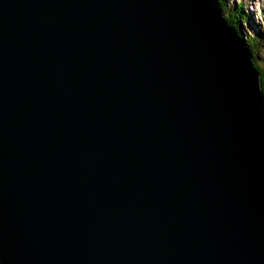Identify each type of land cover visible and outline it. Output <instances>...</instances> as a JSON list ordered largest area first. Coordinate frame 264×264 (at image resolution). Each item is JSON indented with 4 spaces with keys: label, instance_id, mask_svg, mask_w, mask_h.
<instances>
[{
    "label": "water",
    "instance_id": "1",
    "mask_svg": "<svg viewBox=\"0 0 264 264\" xmlns=\"http://www.w3.org/2000/svg\"><path fill=\"white\" fill-rule=\"evenodd\" d=\"M238 36L218 0H0V264H264Z\"/></svg>",
    "mask_w": 264,
    "mask_h": 264
},
{
    "label": "trees",
    "instance_id": "2",
    "mask_svg": "<svg viewBox=\"0 0 264 264\" xmlns=\"http://www.w3.org/2000/svg\"><path fill=\"white\" fill-rule=\"evenodd\" d=\"M218 2L220 3V5L222 7V11H223L224 17L227 20V22L235 28L239 37L241 39H243L242 41L244 42L245 46H247V48H249L251 50V52H252L251 60L260 72V78H261V82H262V90L264 93V54H263L264 51L261 53L259 52L260 54L258 55V49H259L258 46L260 45L261 42L259 41V39L256 35L249 34L250 32H247L244 29V27L240 28V24L242 27L243 21L248 22L247 21L249 18L248 12L245 13V10L243 8V3L241 2V0H240V2H238L237 5H234V4L227 5V2L225 0H218ZM240 29H242L244 32H247L249 35H244L240 31ZM257 61L261 62L260 65L262 67L258 66Z\"/></svg>",
    "mask_w": 264,
    "mask_h": 264
},
{
    "label": "rangeland",
    "instance_id": "3",
    "mask_svg": "<svg viewBox=\"0 0 264 264\" xmlns=\"http://www.w3.org/2000/svg\"><path fill=\"white\" fill-rule=\"evenodd\" d=\"M227 2V5H237L238 1L240 0H225ZM243 5L245 7V11L250 12L251 17L249 16L250 20L252 19V22L254 24L255 30L257 33L256 36L258 37L259 41L261 42L260 45L258 46V52L259 51H264V0H242ZM249 22V20H247ZM246 21L242 22V27L240 24V28H243L247 31L250 32L249 34H253L255 35L253 28L247 25V27H245L246 25ZM259 29V30H258ZM240 31L244 34V35H249L247 32H244L242 29H240ZM254 32V33H253ZM261 34V35H260ZM243 40V39H242ZM260 53H258L259 55ZM264 54V53H263ZM259 66V65H258Z\"/></svg>",
    "mask_w": 264,
    "mask_h": 264
},
{
    "label": "bare ground",
    "instance_id": "4",
    "mask_svg": "<svg viewBox=\"0 0 264 264\" xmlns=\"http://www.w3.org/2000/svg\"><path fill=\"white\" fill-rule=\"evenodd\" d=\"M238 2H240V1H238ZM241 2H242V0H241ZM243 3V2H242ZM220 4V3H219ZM243 8L245 9V7H244V5H243ZM247 11H245V13H246ZM248 14H249V16L251 17V14H250V12H248ZM248 20H249V22H247V24L245 25V27H247V25L250 27V29H251V27L253 28V30H251V31H254V32H256V30H255V27H254V24H253V22H252V19L250 20V18H248ZM227 21V20H226ZM229 24V23H228ZM230 26H232L231 24H229ZM233 27V26H232ZM259 30V29H258ZM237 32V31H236ZM253 32V33H254ZM255 35L256 34H259V33H254ZM237 36H238V33H237ZM239 37V36H238ZM240 38V37H239ZM240 40H242L241 38H240ZM243 42V41H242ZM244 43V42H243ZM245 45V44H244ZM247 47V46H246ZM260 53L261 52H263V51H259ZM258 52V53H259ZM248 53H249V55H250V58L252 57V52H251V50L248 48ZM252 61V60H251ZM257 64L260 66V67H262L260 64H261V62L260 61H257ZM252 65H253V67L255 68V69H257V67L253 64V62H252ZM258 70V69H257ZM259 71V70H258ZM260 73V72H259ZM261 79V78H260ZM261 87H262V82H261ZM264 94V93H263Z\"/></svg>",
    "mask_w": 264,
    "mask_h": 264
}]
</instances>
